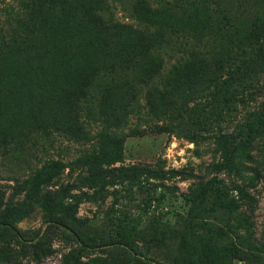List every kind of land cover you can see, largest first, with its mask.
I'll list each match as a JSON object with an SVG mask.
<instances>
[{
  "label": "rangeland",
  "instance_id": "374dc122",
  "mask_svg": "<svg viewBox=\"0 0 264 264\" xmlns=\"http://www.w3.org/2000/svg\"><path fill=\"white\" fill-rule=\"evenodd\" d=\"M173 1L0 0V221L26 241L0 228V264H69L77 249L72 235L24 199L23 183L48 176L54 184L71 182L88 173L90 183L82 180L81 192H73L75 213L57 215L87 242L106 245L85 252L82 264H264V254L215 262L243 234L237 217L190 229L186 214L199 206L191 212L179 196L216 177L226 185L208 186L209 207L226 191L235 197L232 185L250 182L252 168L237 140L225 148L231 171L212 164L220 160L218 133L229 132L264 95V65L250 64L254 74L241 81L222 82L229 67L245 74L253 62L249 43L264 41V0H221L229 28L217 38L212 3ZM145 103L153 116L141 108L136 116ZM108 131L122 141L97 147ZM262 145L252 152L256 159ZM90 146L101 154L98 164L89 161L91 172L86 165L63 174L46 168L48 160L65 163ZM122 166L160 170L165 179L102 171ZM248 189L256 201L252 230L262 242L264 188L260 182ZM167 228L169 236L159 237ZM112 242L120 246H107Z\"/></svg>",
  "mask_w": 264,
  "mask_h": 264
},
{
  "label": "trees",
  "instance_id": "16d2710c",
  "mask_svg": "<svg viewBox=\"0 0 264 264\" xmlns=\"http://www.w3.org/2000/svg\"><path fill=\"white\" fill-rule=\"evenodd\" d=\"M195 1L201 6H205L206 3L208 5L212 3L214 5L209 10V13L213 20L212 29L214 31V36L217 38L218 35L224 34L229 28V15L226 9H223L225 3L223 4L221 0ZM171 4L175 5L176 7H183L184 5H186V2H184L183 0H174L173 2H171ZM19 31H21L20 33H22V35L26 34L27 28L23 26V28L21 27ZM152 36L153 34H150V37ZM5 44L7 43H3V45ZM249 44V51L251 54L250 57L253 58V62L251 63L248 60V64L253 65L254 68L264 65V41H258V43H254V41H252ZM207 46L208 43L202 45L201 51L206 52ZM192 53L198 52L193 51ZM251 65L249 67L245 66V74H241L239 71L240 68L236 65L234 66L235 68H227L225 72L226 78L222 80L223 84L232 83L233 81H241L243 77L247 76L246 78H248L249 75L254 74L252 73L254 72V70L248 72ZM212 81L215 82L216 80L213 78ZM216 82L219 83L218 81ZM146 103L142 106H139L138 109H134V114H136V116H139L140 108L145 110V116H148L149 113L151 115L153 114V112H151V107L147 106L148 104L146 105ZM119 125H121V123ZM111 132L108 131L106 133H100L101 135H103V137L98 140V142L100 143L97 142V147H102V143L104 144L106 139H110V142L112 139H114L116 143L118 141H122V136L118 137V135L114 131ZM137 132V130L133 131V133ZM110 135H112L111 138ZM236 140L242 144L244 157H246V166L248 165L252 168L251 178L249 179L250 182L248 183L249 185L247 184L246 187H240L237 184L232 185V188L229 190V192L234 191L236 193L235 197L229 196L226 191L224 195L215 196L213 201L208 204L209 207H205L204 205L207 204L205 201H207V190L210 189V187L208 186L219 185V183L222 186L226 185L223 180L217 179L216 177L208 179L202 187L198 188V192L196 194L191 192L188 194L179 195L185 203L191 205L189 208L191 212H193V210L196 211V207L199 206L198 212L186 214L192 215L188 216L189 218L184 220L186 227L190 229L197 225H203L207 223L206 221H213L218 223L220 222V218L226 219L228 216H235V218L237 217L239 221L238 228L243 231V234L236 233V243L231 242L228 247L221 250L222 253L219 256L214 257L213 260L215 262H225L226 260H247L250 258H256L264 254V239L262 242H258L255 239L252 230L253 223L251 216L254 213L256 201L248 191V188H252L254 184H258L260 182L262 183L264 188V154L262 153V151H258L259 159H256L254 154L252 153L257 144H263L262 146H264V95L260 98L259 101L255 103L254 106L251 107L250 111L245 112L244 117H242L231 128L229 132H219L214 139V145L220 155V160L212 164L213 168L216 171H231V169H233L234 163L232 162V160L225 156V148L228 143L233 144L234 142H236ZM97 147L94 148V146H90V149L81 151L80 155L77 158L70 159L65 163H63L61 160H48V162L46 163V168L48 170L57 172V174L59 172L63 174V168L68 167L71 171L72 166H74L73 168H79L80 166L86 165L87 172H84H91L92 165H90V162H95L96 164H98L101 157V154L98 152ZM242 163L243 161L239 162L238 165L240 166ZM102 171L104 172V174H106L107 177L116 178L118 176L124 175L129 176V178L134 181L140 180L141 177H144L147 180L165 179L164 176L166 174L163 171L151 169L150 167L146 166L110 167L102 168ZM92 174L93 173H88V177L83 176L81 179L78 178L72 180L71 182H62L57 184H54L52 182L50 176L46 177L44 180L40 181L37 184H29L27 183V181L23 183L25 192L24 199H30L32 203H35L42 214H48L52 216L50 222H57L56 224H58V226H60L63 230L68 231L72 235V238L77 245V249L73 257H71L69 264H82L81 258L85 252H94L100 250L103 247H106V245L104 244L100 245L96 244L95 242H87L86 240L81 238L78 233H76L72 229H69L66 225H64V223L59 222V219H57V215H73L75 213L78 203H76L74 199L78 196L73 192H81L83 183L80 186L79 182L84 180L90 183ZM43 181L44 183H42ZM152 200L156 201L155 206L158 207L160 204L159 199H154V197H152ZM199 222L201 223L199 224ZM0 228L9 230L20 242L26 243V241L21 238L20 232L16 228L12 227L9 223L0 221ZM169 233H171L169 230L166 231V229H164L163 234H161L159 237L167 238V236H169ZM118 244L119 243L112 242L107 246H120ZM121 246L126 245L123 244ZM188 257L190 258L191 256Z\"/></svg>",
  "mask_w": 264,
  "mask_h": 264
}]
</instances>
